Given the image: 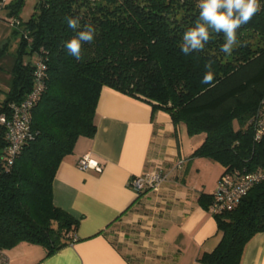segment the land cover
Wrapping results in <instances>:
<instances>
[{
    "label": "trees",
    "instance_id": "1",
    "mask_svg": "<svg viewBox=\"0 0 264 264\" xmlns=\"http://www.w3.org/2000/svg\"><path fill=\"white\" fill-rule=\"evenodd\" d=\"M21 1L11 5L10 17L18 15ZM259 3L261 11L238 29L231 55L220 51L223 33L211 30L203 51L185 55L182 36L197 22L198 0H38L30 17L13 27L20 40L10 86L0 100V113L23 100L33 88L37 61L45 63L44 86L30 108L29 135L10 163L0 124V249L27 242L49 256L71 243L78 220L54 204L52 184L77 139L95 134L103 87L145 100L152 113L167 112L189 135L202 134L191 158L219 163L222 173L264 167V135L255 138L256 120L264 118V0ZM66 17L79 19L76 31L86 24L95 28L79 61L65 48L76 36ZM210 62L214 79L201 83ZM202 198L208 209L212 195ZM214 218L221 239L196 262L240 264L247 242L264 232V182Z\"/></svg>",
    "mask_w": 264,
    "mask_h": 264
},
{
    "label": "crops",
    "instance_id": "2",
    "mask_svg": "<svg viewBox=\"0 0 264 264\" xmlns=\"http://www.w3.org/2000/svg\"><path fill=\"white\" fill-rule=\"evenodd\" d=\"M94 120L95 134L77 139L52 184L54 204L78 220L76 240L49 256L21 242L6 250L10 264H198V255L221 239L200 196L212 195L223 167L190 157L204 136L189 135L167 112L152 113L145 100L108 87ZM85 155L101 171L80 169ZM153 168L167 178L158 191L137 194L129 180ZM240 264H264V232L247 242Z\"/></svg>",
    "mask_w": 264,
    "mask_h": 264
},
{
    "label": "built area",
    "instance_id": "3",
    "mask_svg": "<svg viewBox=\"0 0 264 264\" xmlns=\"http://www.w3.org/2000/svg\"><path fill=\"white\" fill-rule=\"evenodd\" d=\"M10 0H0V20L2 11L8 6ZM9 21V20H7ZM13 27L19 25V19L13 18ZM46 65L38 60L33 71V88L26 97L18 103H12L5 112L0 113V124L5 127L7 140V159L12 162L20 150L21 143L29 135L30 131V108L40 97L44 86ZM255 138L260 139L264 135V118L257 119ZM77 166L86 170L93 168L101 171V165L89 158L87 155L77 160ZM167 178V173L163 169L153 168L143 174L135 175L129 180V186L137 193L148 190L158 191L161 184ZM264 182V167L254 170L230 169L221 173L216 187L212 193V199L208 206V211L215 216L223 211L232 209L250 189L258 183ZM76 240L75 235L72 242ZM0 264H10L7 252L0 249Z\"/></svg>",
    "mask_w": 264,
    "mask_h": 264
},
{
    "label": "clouds",
    "instance_id": "4",
    "mask_svg": "<svg viewBox=\"0 0 264 264\" xmlns=\"http://www.w3.org/2000/svg\"><path fill=\"white\" fill-rule=\"evenodd\" d=\"M199 16L195 25L183 33L181 51L188 55L201 52L211 39V32L223 33L224 43L220 51L231 55L234 47L239 43L237 31L261 11L259 0H198ZM68 27L76 31L79 29V19L66 17ZM95 28L86 24L83 30L76 31V36L65 43L68 53L76 60L82 58L83 44H90L94 40ZM206 72L201 83L209 84L214 79L211 62L205 65Z\"/></svg>",
    "mask_w": 264,
    "mask_h": 264
},
{
    "label": "rangeland",
    "instance_id": "5",
    "mask_svg": "<svg viewBox=\"0 0 264 264\" xmlns=\"http://www.w3.org/2000/svg\"><path fill=\"white\" fill-rule=\"evenodd\" d=\"M18 2V0H10L8 6L1 13L0 20V48L5 46L3 53L0 54V100L5 97V91L9 88L10 80V68L14 61V53L17 49V45L20 40V36L13 34V25H11L12 17L8 14L12 4ZM38 0H23L21 1L18 9V15H14L15 18L21 21L27 20L33 13ZM9 20V21H7ZM19 32L22 30V26L17 28ZM24 59L36 60V55L30 56L29 54L23 55ZM196 163H214L205 157H195Z\"/></svg>",
    "mask_w": 264,
    "mask_h": 264
}]
</instances>
